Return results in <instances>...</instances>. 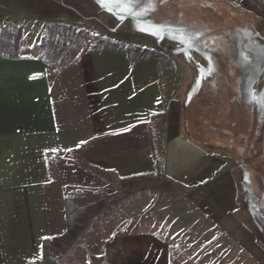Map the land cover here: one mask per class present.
<instances>
[{
  "label": "crops",
  "instance_id": "crops-1",
  "mask_svg": "<svg viewBox=\"0 0 264 264\" xmlns=\"http://www.w3.org/2000/svg\"><path fill=\"white\" fill-rule=\"evenodd\" d=\"M255 15L256 24L246 18L235 27L241 32L234 36V56L246 70L247 100L264 124V102H258L264 98V20ZM1 19L20 24L13 13ZM159 51L171 59L170 73L155 58L132 63L125 51L110 49L80 50L61 69L39 58L38 50L0 58V264L41 259L44 240L68 229L67 193L89 180L100 183L104 173L117 184L154 172V146L160 184H169L171 192L161 195L157 208L141 210L140 223L112 224L99 264H181L186 248L212 245L202 239L213 228L252 262L264 264V245L256 235L264 233V213H258L264 209V131L262 142L252 146L259 167L243 190L235 169L250 167L251 157L235 165L230 150L215 155L210 148L216 141L207 130L197 133L199 120L188 114L193 86L209 85L206 104L223 105L214 93L230 89L229 76L215 68L207 46ZM216 71L221 83L208 84ZM230 99L240 107L246 102L242 90ZM210 111L206 126L224 117L222 108ZM115 225L123 228L113 235ZM228 260L223 255L220 261Z\"/></svg>",
  "mask_w": 264,
  "mask_h": 264
},
{
  "label": "rangeland",
  "instance_id": "rangeland-1",
  "mask_svg": "<svg viewBox=\"0 0 264 264\" xmlns=\"http://www.w3.org/2000/svg\"><path fill=\"white\" fill-rule=\"evenodd\" d=\"M0 4L6 7L0 10L1 18L2 13L15 14L23 30L22 56L33 54L38 50V44L42 43L44 38L46 24L54 21L86 28L89 31L86 42L90 45L97 44L101 38H108L126 44H139L166 50L171 54L178 48L182 49L183 45L176 37L178 31L162 35L147 34L141 31L138 28L139 25L130 18L128 21H132L131 23L122 22L123 18L115 20L110 5L103 0L99 5L92 0H0ZM133 8L138 17H145L153 24L173 25L186 31L193 30L204 34L203 40L205 39L206 42L204 41L203 48L207 46L212 53L211 59L215 68L219 71L222 69L224 75L226 73L229 76L230 89H221L220 93L218 90L217 92L213 90L215 95L219 94L224 98L223 105L217 106L215 103L206 104V96L210 91L209 85L199 88L193 86L192 89L196 91V94L189 104L188 114L196 116L199 120L197 133L202 131L205 135L207 130L208 136L211 137L209 139L216 141L217 144L210 148L215 155L224 156L222 151L228 149L231 151V158L235 161L233 162L235 165L238 163V158L243 160L251 157L250 167L247 168L243 164L235 169L240 185L243 190L247 189L249 182L256 175V168L259 167L256 163L258 159L252 156V146L254 142H262L261 134L264 131V124L259 119L257 108L247 100L246 89L243 87V70H246L235 60L234 49L237 47V41L234 36L237 34L238 37L241 32L235 27L240 25L242 19L249 18L253 24H256L258 17L255 12L238 0H137ZM121 11L127 10L123 8ZM1 18L0 26L12 23L11 20L4 21ZM184 58L187 57L184 55ZM216 72L217 75L211 76V80L207 81L208 84L210 82L216 84L215 81L217 84L221 83V75L218 71ZM247 85L248 83L245 87ZM240 90L244 91L246 97L245 105L241 107L230 99ZM210 107L213 110L215 107L222 108L224 117L220 115L218 120H209L206 126L204 118L211 113ZM187 122L190 123L189 120ZM197 133V136L193 134V137L201 138ZM261 165L263 164L260 162ZM101 175L104 178L100 179V183H90L91 180H89L88 185L85 186V189L102 193L100 213L86 226L85 233L80 235L74 243L69 245L63 243L60 246L57 264H99L103 257L102 247L109 236L112 224H118L123 220L133 222V226L140 223L142 217L139 216L143 213L141 210L150 211L152 208H157L161 195L171 192L169 184L147 182L126 190L120 184L121 180L116 184L117 181L111 180L108 174ZM249 199L256 200L257 196L252 195ZM260 212L264 213V209L258 211ZM136 213L138 216L135 215ZM155 220L156 218L150 213V222ZM121 225L124 224L121 223ZM121 225H115L113 235L123 228ZM202 240V243L212 240L213 243L207 247L202 244L200 249L198 246L186 248L181 253V264H222L220 260L223 255L229 257L227 264H255L246 252L218 233L216 228H213V231H207Z\"/></svg>",
  "mask_w": 264,
  "mask_h": 264
},
{
  "label": "trees",
  "instance_id": "trees-1",
  "mask_svg": "<svg viewBox=\"0 0 264 264\" xmlns=\"http://www.w3.org/2000/svg\"><path fill=\"white\" fill-rule=\"evenodd\" d=\"M113 14L118 18L127 17L132 19L139 26L141 31L147 34H167L174 31L179 33L177 39L183 44L182 48L190 47L187 43L182 42V39L191 37L196 48H203L204 34L193 30H183L180 27L173 25H156L151 23L145 17L137 16L132 8L131 11H121L123 7L114 2H108ZM135 7V5H134ZM120 10V11H119ZM22 37L23 30L18 25H3L0 26V58H20L22 57ZM89 37V31L84 27H79L73 24L54 21L46 24L44 38L42 43L38 44V57L49 65L61 69L64 68L80 50L86 49L89 51L98 50H121L125 51L132 63L143 61L147 58H155L160 65L166 69V73L172 71L171 59L155 48L143 46L139 44H126L121 41L108 38H101L97 44L90 45L86 42ZM73 53V54H72ZM153 156L156 164V170L151 173L133 175L122 178L120 184L123 189H131L135 185L147 183H161L163 176L161 172V161L158 158L155 146L153 148ZM104 194V193H103ZM102 193L88 190L85 188H74L68 192L65 198L66 213L68 220V229L60 236L46 238L43 242L42 258L36 261H31L29 264H57L58 252L60 246L64 243L69 245L74 243L80 235L85 233L86 226L90 224L94 217L100 213V199ZM260 243L264 245V235L256 234Z\"/></svg>",
  "mask_w": 264,
  "mask_h": 264
},
{
  "label": "snow or ice",
  "instance_id": "snow-or-ice-1",
  "mask_svg": "<svg viewBox=\"0 0 264 264\" xmlns=\"http://www.w3.org/2000/svg\"><path fill=\"white\" fill-rule=\"evenodd\" d=\"M108 2L117 3L125 10L131 11L133 6L137 3V0H108ZM182 42L187 43L189 46H194L193 39L190 36L182 39ZM245 59H247V57H245ZM253 99H256V97H253ZM258 102H264V98H261ZM52 151L55 152L57 150L52 149Z\"/></svg>",
  "mask_w": 264,
  "mask_h": 264
},
{
  "label": "built area",
  "instance_id": "built-area-1",
  "mask_svg": "<svg viewBox=\"0 0 264 264\" xmlns=\"http://www.w3.org/2000/svg\"><path fill=\"white\" fill-rule=\"evenodd\" d=\"M247 7L253 10L264 20V0H242Z\"/></svg>",
  "mask_w": 264,
  "mask_h": 264
},
{
  "label": "flooded vegetation",
  "instance_id": "flooded-vegetation-1",
  "mask_svg": "<svg viewBox=\"0 0 264 264\" xmlns=\"http://www.w3.org/2000/svg\"><path fill=\"white\" fill-rule=\"evenodd\" d=\"M102 1V0H101ZM105 2V0H103ZM106 3V2H105Z\"/></svg>",
  "mask_w": 264,
  "mask_h": 264
}]
</instances>
